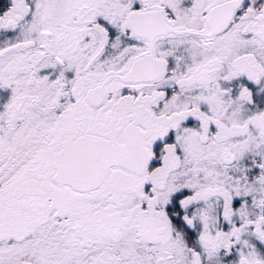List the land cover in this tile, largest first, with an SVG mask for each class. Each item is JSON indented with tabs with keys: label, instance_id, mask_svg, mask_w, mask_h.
<instances>
[{
	"label": "snow or ice",
	"instance_id": "1",
	"mask_svg": "<svg viewBox=\"0 0 264 264\" xmlns=\"http://www.w3.org/2000/svg\"><path fill=\"white\" fill-rule=\"evenodd\" d=\"M0 264H264V0H0Z\"/></svg>",
	"mask_w": 264,
	"mask_h": 264
}]
</instances>
